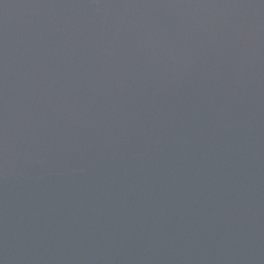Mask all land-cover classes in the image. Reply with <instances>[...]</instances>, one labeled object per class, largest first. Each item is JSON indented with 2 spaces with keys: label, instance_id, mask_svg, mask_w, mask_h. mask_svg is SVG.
<instances>
[{
  "label": "water",
  "instance_id": "95a60500",
  "mask_svg": "<svg viewBox=\"0 0 264 264\" xmlns=\"http://www.w3.org/2000/svg\"><path fill=\"white\" fill-rule=\"evenodd\" d=\"M0 264H264V0H0Z\"/></svg>",
  "mask_w": 264,
  "mask_h": 264
}]
</instances>
